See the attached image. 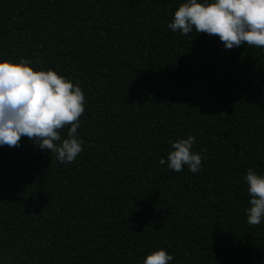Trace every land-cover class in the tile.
I'll use <instances>...</instances> for the list:
<instances>
[{
	"label": "trees",
	"instance_id": "obj_1",
	"mask_svg": "<svg viewBox=\"0 0 264 264\" xmlns=\"http://www.w3.org/2000/svg\"><path fill=\"white\" fill-rule=\"evenodd\" d=\"M184 2L0 0V60L79 81L87 101L72 163L26 137L0 146V264H143L160 248L169 264H264L245 180L264 175V48L172 32ZM188 135L201 170L160 165Z\"/></svg>",
	"mask_w": 264,
	"mask_h": 264
},
{
	"label": "clouds",
	"instance_id": "obj_2",
	"mask_svg": "<svg viewBox=\"0 0 264 264\" xmlns=\"http://www.w3.org/2000/svg\"><path fill=\"white\" fill-rule=\"evenodd\" d=\"M172 32L187 35H215L226 49L246 44L264 48V0H186L168 24ZM31 60H0V146L19 147L26 137L41 150H49L61 163H72L83 151L78 139L80 117L85 112L86 96L75 83L52 69L36 70ZM65 128L67 138L62 140ZM62 140V143H61ZM195 137L188 135L172 142L167 161L169 169L180 172L188 166L192 173L201 170L206 150L193 151ZM250 194L247 222L264 221V175L250 168L245 177ZM173 256L164 248L152 251L143 264H169Z\"/></svg>",
	"mask_w": 264,
	"mask_h": 264
}]
</instances>
